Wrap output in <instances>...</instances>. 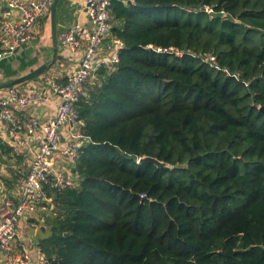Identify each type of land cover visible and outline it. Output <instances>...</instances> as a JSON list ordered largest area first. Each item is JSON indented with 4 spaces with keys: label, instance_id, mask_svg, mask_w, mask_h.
<instances>
[{
    "label": "trees",
    "instance_id": "16d2710c",
    "mask_svg": "<svg viewBox=\"0 0 264 264\" xmlns=\"http://www.w3.org/2000/svg\"><path fill=\"white\" fill-rule=\"evenodd\" d=\"M111 15L123 48L76 103L88 142L78 185L49 190L45 264H264V0Z\"/></svg>",
    "mask_w": 264,
    "mask_h": 264
},
{
    "label": "built area",
    "instance_id": "2783aa9c",
    "mask_svg": "<svg viewBox=\"0 0 264 264\" xmlns=\"http://www.w3.org/2000/svg\"><path fill=\"white\" fill-rule=\"evenodd\" d=\"M54 1L5 0V10L0 20V83L3 77L1 63L34 39L36 25L50 16ZM112 4L113 0H85L91 27L75 25L60 41L62 46L73 52L81 49L83 55L65 84L55 81L51 84L53 93L58 94L62 101L57 115L43 125L44 136H38L37 130L41 128V124L38 119L33 118L27 126L26 138L20 141L21 144L31 141H38L39 144L31 170L23 180L18 201L8 202L11 212L0 218V254L3 257L1 264H33L27 249L21 254L15 251V242L19 239L18 222L23 219L39 220L41 216H54L56 210L49 190L74 188L78 185L75 176H67L57 170L54 158L59 153L61 157L76 163L88 142L84 134L85 122L76 110V103L80 96L87 95V85L94 82L100 69L106 66L112 70L119 61V51L123 44L118 40H114L115 53L111 58L100 54V49L111 31ZM209 61L216 63L212 56ZM40 98V94H20L14 89L7 96H0V121L12 124L17 132L22 131L12 106L17 104L21 108H27ZM64 126L71 129L68 133L69 142L62 148L60 130ZM41 257L43 258L39 264H45V257Z\"/></svg>",
    "mask_w": 264,
    "mask_h": 264
},
{
    "label": "crops",
    "instance_id": "0c3cea01",
    "mask_svg": "<svg viewBox=\"0 0 264 264\" xmlns=\"http://www.w3.org/2000/svg\"><path fill=\"white\" fill-rule=\"evenodd\" d=\"M4 10L5 0H0V20ZM75 25L91 27L85 0H59L56 23L59 51L54 65L35 79L10 88L5 86L0 88L1 97L9 95L13 89L20 94L41 95L39 101L27 108H21L17 104L12 106L15 117L23 128L22 131L17 132L12 124L4 120L0 121V218L10 214L11 208L7 205L8 202L18 201L23 180L30 172L36 157L38 141H31L27 144L20 143L21 139L26 138L25 133L30 120L33 118L39 120L41 128L37 130V134L43 137V125L48 119L57 115L62 101L58 94L53 93L51 84L53 81L65 84L82 58L81 49L73 52L62 46L60 42L68 30ZM34 36L29 44L1 63L3 77L0 84L5 85L20 79L42 67L51 59L54 43L51 14L36 25ZM110 40L111 34L100 49V54L106 58H111L115 53L114 41ZM70 129L69 126H64L60 130L62 148L69 142ZM54 160L57 170L67 176L75 175V162L61 157L59 153L55 154ZM50 216H41L39 220L34 221L23 219L18 222L19 239L15 242V251L21 254L24 249H27L33 264H39L40 259L43 258L41 257L43 254L39 250V242L50 233L47 224V218ZM2 260L3 257L0 254V264Z\"/></svg>",
    "mask_w": 264,
    "mask_h": 264
},
{
    "label": "water",
    "instance_id": "95a60500",
    "mask_svg": "<svg viewBox=\"0 0 264 264\" xmlns=\"http://www.w3.org/2000/svg\"><path fill=\"white\" fill-rule=\"evenodd\" d=\"M58 2H59V0H55V2L52 5V8H51L53 42H54L53 43V54H52L51 59L47 63H45V65H43L42 67L38 68L34 72H32V73H30V74H28V75H26L20 79H17L15 81H12V82L7 83L5 85L0 84V88H2L4 86L10 88V87H13L15 85L25 83L27 81L35 79L38 76H40L41 74L45 73L47 70H49L54 65V63L57 59V56H58V51H59V41H58L57 30H56ZM261 111H264V108H261ZM139 164H154L157 167H168L169 166L166 163L161 162L158 159L151 158V157L141 158L139 160ZM74 173H76V170H74Z\"/></svg>",
    "mask_w": 264,
    "mask_h": 264
}]
</instances>
